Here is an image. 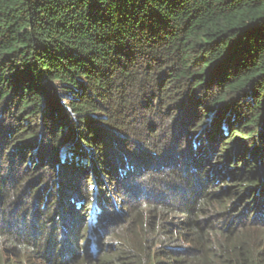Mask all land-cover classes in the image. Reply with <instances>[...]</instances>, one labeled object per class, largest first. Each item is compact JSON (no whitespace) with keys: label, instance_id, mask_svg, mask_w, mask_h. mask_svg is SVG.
Masks as SVG:
<instances>
[{"label":"trees","instance_id":"trees-1","mask_svg":"<svg viewBox=\"0 0 264 264\" xmlns=\"http://www.w3.org/2000/svg\"><path fill=\"white\" fill-rule=\"evenodd\" d=\"M0 158V264H264V0H0ZM151 165L117 236L94 190L113 241L81 248L84 172Z\"/></svg>","mask_w":264,"mask_h":264},{"label":"rangeland","instance_id":"rangeland-1","mask_svg":"<svg viewBox=\"0 0 264 264\" xmlns=\"http://www.w3.org/2000/svg\"><path fill=\"white\" fill-rule=\"evenodd\" d=\"M138 118L140 117H135L133 118V122L138 121ZM125 140V144H127L126 149L129 151H135L137 153H143V151L145 150L144 144H142L140 141H137L135 137L128 135V137H126ZM147 148V147H146ZM148 153H156V151L154 152L151 148H147V150H145ZM159 153V152H158ZM155 154V155H158ZM145 154V153H144ZM163 154H166L163 153ZM168 155V154H167ZM157 157H152V160H156ZM0 163H2V165L0 166V185H5L6 183L4 182L3 178L4 176H7L9 173L11 174V169H9V165L7 163L6 160H2L0 158ZM133 161V160H132ZM152 162V161H151ZM34 166H36V164H31V167L33 169V172H35L34 170ZM16 171H14L11 175L13 176V174ZM32 172V174H33ZM168 172V171H165ZM30 171L27 172L26 177L28 179V183L25 184L24 189L22 191L23 196L21 197V204L25 205L24 211L22 210L21 213L23 212V218L24 220L26 219L28 221V223L31 221V214L32 211L35 207V204H33V201L31 200L30 197L27 196V191H28V187L30 184V180L31 178L29 176H31ZM166 174V173H165ZM169 174V173H167ZM134 175H136V179L134 177ZM23 175H17L16 177H21ZM161 174L155 170V166L151 165V167H146L145 169H141L139 170V172H132L131 176L128 177L127 180H119L118 178L109 176L108 174H104L105 177V185H101L100 187H97V184L95 179L96 177L94 175H91L90 172H84V174L81 177V181L82 183H86V188L87 185H89V192H86L87 189L86 188H82V192L85 194H83L84 196V203L81 206V210L78 211V218L81 219L80 222V232H81V237L78 239V244H80V247H86L91 245V239L94 237H98L99 236V231H95L94 227H93V222L95 221L94 217L96 216V213L94 215V212H97V206L95 204L96 200H97V193H93L94 190H100L101 188H105L104 192L106 191V197L108 198V202L106 205V208L108 210V212L110 211L111 216L109 217L108 220H110L111 218V222L109 223V225H107V227H104V230L109 231L112 230V232L114 233L115 236H117V234H121L122 231H126L125 227L127 225V220L124 218V215H121V213L124 214H129V209L136 205V204H141L143 203L144 200L149 199L150 195H151V190L152 189H156V187H158L157 184H154L155 178H160ZM33 179V177H32ZM156 186V187H155ZM166 193V192H165ZM167 197V194H166ZM88 201H91L89 204ZM92 201L94 203H92ZM113 204H115V207L113 206ZM17 207H15L13 204L8 206V209L10 211L15 210ZM21 209V208H20ZM3 212L0 211V216L5 217L6 219H8V215L6 214H2ZM25 213V215H24ZM42 216H45V213H43ZM1 217L0 220L3 218ZM50 217V215L48 216ZM51 217H53L51 215ZM55 217V215H54ZM94 219V221H93ZM143 220V217L141 218L140 221ZM173 222H176L173 221ZM30 224V223H29ZM139 225H141V222L138 223ZM129 225V224H128ZM79 226V225H78ZM77 226V227H78ZM136 228V227H135ZM109 229V230H108ZM60 234H62L61 232H57L56 236H59ZM101 236H103V234H101ZM107 235H105L104 237H106ZM109 236V235H108ZM162 235H159V237L161 238ZM111 241H113V238H111L110 240H107L105 238H100L99 242H98V246L101 245V247L103 248L104 245H107L109 243H111ZM161 239L157 240V243L160 242ZM81 247V248H82Z\"/></svg>","mask_w":264,"mask_h":264},{"label":"clouds","instance_id":"clouds-1","mask_svg":"<svg viewBox=\"0 0 264 264\" xmlns=\"http://www.w3.org/2000/svg\"><path fill=\"white\" fill-rule=\"evenodd\" d=\"M95 213H96V216L94 217L95 221H94V219H93V221H94V222H93V227H94V230H95V231L98 230L100 234H99L98 237H94V238H92L91 241H94V243L98 245V242H99V239H100V237H101V234H103V233L100 231L101 228H98V224H99V222H98V221H99V213H100V210L98 209V207H97V212L95 211V212H94V215H95ZM96 250H97V249H95L93 252L96 253Z\"/></svg>","mask_w":264,"mask_h":264}]
</instances>
